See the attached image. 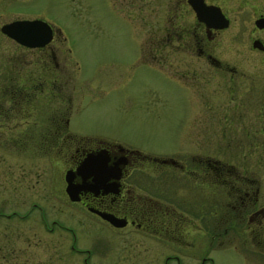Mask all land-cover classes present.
<instances>
[{
    "label": "flooded vegetation",
    "instance_id": "1",
    "mask_svg": "<svg viewBox=\"0 0 264 264\" xmlns=\"http://www.w3.org/2000/svg\"><path fill=\"white\" fill-rule=\"evenodd\" d=\"M25 1L0 0V264H35V222L48 234L68 231L84 264H215L217 251L264 264V0H203L220 9L223 27L200 19L189 0L138 13L168 29L140 43V60L190 95L185 154L70 131L72 92L58 61L66 43ZM34 19L51 25L43 45L2 30ZM60 214L94 226L95 242L79 246ZM233 240V250L221 249Z\"/></svg>",
    "mask_w": 264,
    "mask_h": 264
},
{
    "label": "rangeland",
    "instance_id": "2",
    "mask_svg": "<svg viewBox=\"0 0 264 264\" xmlns=\"http://www.w3.org/2000/svg\"><path fill=\"white\" fill-rule=\"evenodd\" d=\"M25 2L31 5L33 12L41 13L54 23L59 28V40L66 43L65 59L61 56L58 61L61 74L66 78V89L72 92L70 131L80 135H104L151 154L187 153L192 147L190 122H194L188 106L189 93L176 86L170 75L139 58L140 43L167 34L168 29L147 26L138 16L140 11L148 14L149 7L155 6L157 0ZM233 3L234 0L228 2L230 7ZM125 10L135 16L138 27L127 20ZM10 49L4 45L1 53L6 54ZM212 124L209 128L211 148L217 146ZM40 160L41 157L34 156L35 167H39ZM34 215L36 219V211ZM56 217L74 227L79 246L90 247V243L95 242L94 226L80 229L72 215ZM61 230L48 234L35 222V264H84L82 257L70 249L68 231ZM216 243L217 240L212 244ZM236 243L237 240L225 242L221 249L233 250L232 245ZM232 254L234 256L230 257L215 252V264H251L243 255L233 251Z\"/></svg>",
    "mask_w": 264,
    "mask_h": 264
},
{
    "label": "water",
    "instance_id": "3",
    "mask_svg": "<svg viewBox=\"0 0 264 264\" xmlns=\"http://www.w3.org/2000/svg\"><path fill=\"white\" fill-rule=\"evenodd\" d=\"M189 1L200 19L207 22L213 20L216 27L227 25V19L224 18L217 6H208L204 4L203 0ZM2 30L17 41L29 46L43 45L51 39L52 35L51 27L39 19L14 21L4 25ZM109 220L115 221L111 217Z\"/></svg>",
    "mask_w": 264,
    "mask_h": 264
}]
</instances>
